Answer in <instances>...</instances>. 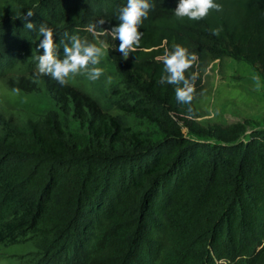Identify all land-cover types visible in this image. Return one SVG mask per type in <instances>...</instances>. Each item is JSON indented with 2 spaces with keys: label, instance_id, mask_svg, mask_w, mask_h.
Instances as JSON below:
<instances>
[{
  "label": "trees",
  "instance_id": "1",
  "mask_svg": "<svg viewBox=\"0 0 264 264\" xmlns=\"http://www.w3.org/2000/svg\"><path fill=\"white\" fill-rule=\"evenodd\" d=\"M126 2L0 0V79L54 104L17 120L0 112V245L33 240L41 264H264V128L195 118V66L230 56L264 74V0H218L199 20L177 18V0H153L140 44L124 57L111 29ZM41 23L53 28L58 56L72 35L99 34L116 80L60 84L39 73ZM176 44L197 56L185 70L187 103L161 81Z\"/></svg>",
  "mask_w": 264,
  "mask_h": 264
},
{
  "label": "rangeland",
  "instance_id": "2",
  "mask_svg": "<svg viewBox=\"0 0 264 264\" xmlns=\"http://www.w3.org/2000/svg\"><path fill=\"white\" fill-rule=\"evenodd\" d=\"M85 39L106 50L107 54L96 65L105 69L97 81L101 87H109L116 80L117 74L108 55V44L94 32ZM58 58L63 59L64 56ZM195 69L202 78L201 91L195 98V118L198 122L207 126L249 120L251 129L264 128V74L256 71L248 62L230 56L207 60L206 63L195 66ZM109 76L110 81L107 79ZM256 78L260 81L259 88L256 86ZM66 80L77 83L90 79L86 72H80L70 74ZM50 99L43 92L23 94L12 91L0 79V112L15 120L29 113L36 114L53 108L54 104ZM111 112L119 113L116 109ZM123 116L128 125L138 129H152V124L145 119L127 114ZM73 131L79 142L84 144L87 137L78 122L73 123ZM38 250V245L33 240L0 245V264H41L38 263Z\"/></svg>",
  "mask_w": 264,
  "mask_h": 264
},
{
  "label": "clouds",
  "instance_id": "3",
  "mask_svg": "<svg viewBox=\"0 0 264 264\" xmlns=\"http://www.w3.org/2000/svg\"><path fill=\"white\" fill-rule=\"evenodd\" d=\"M152 7H154L153 0H127L126 4L120 8L118 16L120 22L111 29V34L120 38L119 49L123 51L124 57L128 55V48H135L137 44H140L138 37L142 33L138 31V27L149 16V10ZM220 8L221 4L218 0H177L174 14L177 18L186 16L189 19L199 20L205 17L211 9L219 10ZM33 14V11L28 9L24 16ZM27 21V28L35 27L33 21ZM103 22L104 20L101 19L97 23L102 24ZM93 28L94 25H90L88 30L92 31ZM37 31L39 37L42 36L37 48L44 50L36 57L39 73L49 74L60 84H65L66 78L70 74L86 72L88 78L95 81L104 73L103 67L96 66L107 54L103 47L88 42L77 35H72L70 45H64V58L59 59L56 52L58 44L54 42L53 28L41 23ZM220 31V27L212 28V32L216 35H219ZM196 60L197 56L194 52H189L186 47L179 44L174 45L173 50L166 51L163 56L166 74L161 75V81L177 85L175 95L180 102L187 103L192 99L193 87L185 76V70ZM192 77L195 78V73L192 74ZM107 79L110 81L111 77L109 76ZM256 79V86L259 88L260 81L258 78Z\"/></svg>",
  "mask_w": 264,
  "mask_h": 264
}]
</instances>
